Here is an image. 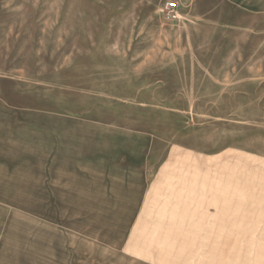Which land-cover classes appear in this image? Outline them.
<instances>
[{
	"label": "rangeland",
	"instance_id": "374dc122",
	"mask_svg": "<svg viewBox=\"0 0 264 264\" xmlns=\"http://www.w3.org/2000/svg\"><path fill=\"white\" fill-rule=\"evenodd\" d=\"M0 86L35 146L33 177L0 185V264H192L207 238L264 264V233L233 231L264 208V0H0ZM147 164L162 180L128 210Z\"/></svg>",
	"mask_w": 264,
	"mask_h": 264
},
{
	"label": "crops",
	"instance_id": "0c3cea01",
	"mask_svg": "<svg viewBox=\"0 0 264 264\" xmlns=\"http://www.w3.org/2000/svg\"><path fill=\"white\" fill-rule=\"evenodd\" d=\"M29 120V112H26L24 109L22 111L12 98L5 96L3 86H0V185H18L24 182L26 177L29 178L30 174L32 175L31 177H33L35 168V146L33 134H30ZM170 160L171 162H169L171 164L177 163L180 166H185L188 172L187 176L191 177L195 183H200L201 189H209L208 192L212 193L214 199L223 196V185H221L223 177H213L211 175H205V173L201 175L199 171L204 167H199L197 162L178 159ZM167 168L168 166L165 167V169ZM158 170L159 169L155 166L148 168L147 164L139 171L133 170L129 172L127 182H129L128 184L131 188L127 191H129L130 196L125 199L128 202V210L129 208L130 210H142L145 208L146 192H148L150 186L159 184L162 180V176L159 175L161 172ZM191 171L193 172L191 173ZM154 174L156 176H153ZM208 181L216 185L210 187ZM206 183L208 185H206ZM127 216L132 218L135 217L131 222L132 230L133 227L138 229V226L145 220L141 212L127 213ZM178 218L179 216H172V219L167 220V222L179 225ZM252 219L251 225L242 224V228L233 231L264 233V208H261L260 204H258V209L252 212ZM160 222H164L163 217L160 219V216L157 215L156 223ZM187 225L190 226L189 223ZM169 230L192 231L190 228ZM203 242L202 249L194 251L196 254L192 251L194 255H192V253L191 255L189 254V259L192 258L193 260L192 264H223V256H216L214 254L213 247L209 246L210 241L208 238ZM210 244L214 245L213 243ZM180 250L179 248V251ZM179 257L178 254L176 256V264H181ZM168 258V256L164 255L160 263L170 264Z\"/></svg>",
	"mask_w": 264,
	"mask_h": 264
},
{
	"label": "built area",
	"instance_id": "2783aa9c",
	"mask_svg": "<svg viewBox=\"0 0 264 264\" xmlns=\"http://www.w3.org/2000/svg\"><path fill=\"white\" fill-rule=\"evenodd\" d=\"M165 13L169 19H171V20L177 19L179 17V6H178V4L174 1L167 2L165 5Z\"/></svg>",
	"mask_w": 264,
	"mask_h": 264
}]
</instances>
